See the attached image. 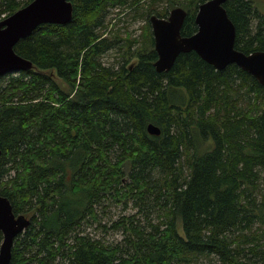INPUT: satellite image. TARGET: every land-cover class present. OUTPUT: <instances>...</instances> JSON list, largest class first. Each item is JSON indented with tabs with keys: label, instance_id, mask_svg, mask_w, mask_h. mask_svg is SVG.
<instances>
[{
	"label": "trees",
	"instance_id": "trees-1",
	"mask_svg": "<svg viewBox=\"0 0 264 264\" xmlns=\"http://www.w3.org/2000/svg\"><path fill=\"white\" fill-rule=\"evenodd\" d=\"M30 1L0 0V19ZM70 1L68 23L14 45L32 67L0 76V195L29 219L10 264H264V85L194 51L153 66L149 16L180 5L189 36L205 0L149 7L142 41L116 64L102 59L117 46L105 14L145 0ZM223 6L234 47L264 50L255 1ZM113 204L130 212L102 223Z\"/></svg>",
	"mask_w": 264,
	"mask_h": 264
},
{
	"label": "water",
	"instance_id": "water-1",
	"mask_svg": "<svg viewBox=\"0 0 264 264\" xmlns=\"http://www.w3.org/2000/svg\"><path fill=\"white\" fill-rule=\"evenodd\" d=\"M225 1L200 3L194 18L197 30L189 36L180 33L187 13L181 6L171 8L167 17L149 16L157 54L153 66L157 72L169 71L179 53L194 51L217 70L234 63L264 85V50L245 54L234 47L235 27L223 6ZM71 17L70 0H32L0 19V76L32 67L30 60L14 50L20 39L29 36L40 24H66ZM147 131L151 135L160 133L152 123L147 125ZM28 224L29 219L23 214L15 215L9 200L0 195V264H10L14 239Z\"/></svg>",
	"mask_w": 264,
	"mask_h": 264
},
{
	"label": "rangeland",
	"instance_id": "rangeland-1",
	"mask_svg": "<svg viewBox=\"0 0 264 264\" xmlns=\"http://www.w3.org/2000/svg\"><path fill=\"white\" fill-rule=\"evenodd\" d=\"M257 8L261 13H264V0H254ZM167 0H145L138 6H126L121 8L120 6L111 7L105 14V34L116 40L117 46L107 51L102 59L106 64H116L122 60V57L127 55L129 50L128 45H131L132 49L140 44L143 36H140L144 31L146 24L147 9L151 6H155L158 9L166 7ZM180 6V5H175ZM172 7L167 6L169 13ZM149 23V21H148ZM130 38H137V41H132ZM130 209L123 210L122 206H108L103 209L101 214L102 223H108L111 219L116 218L120 214L129 213ZM87 232L96 233L101 235L107 241H117L120 239V233L112 230H96L94 226H86ZM208 260L204 259L201 264H206Z\"/></svg>",
	"mask_w": 264,
	"mask_h": 264
}]
</instances>
